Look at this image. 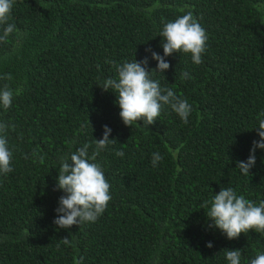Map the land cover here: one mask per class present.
<instances>
[{
	"label": "trees",
	"instance_id": "obj_1",
	"mask_svg": "<svg viewBox=\"0 0 264 264\" xmlns=\"http://www.w3.org/2000/svg\"><path fill=\"white\" fill-rule=\"evenodd\" d=\"M187 11L208 36L202 63L173 53L170 68L151 78L192 105L188 123L163 105L154 124L125 125L117 94L99 85L126 60L147 57L148 70L157 69L146 49L163 56L164 23ZM8 23L19 37L0 42V88L21 91L10 108L0 106L13 168L0 173V264H229L225 249L250 264L264 253V233L230 240L209 228L202 208L222 187L264 200V149L251 174L237 167L260 139L264 0H14ZM104 125L116 141L95 162L112 199L95 222L58 228L66 195L57 188L59 157L85 144L91 156ZM156 152L163 159L153 166Z\"/></svg>",
	"mask_w": 264,
	"mask_h": 264
},
{
	"label": "clouds",
	"instance_id": "obj_2",
	"mask_svg": "<svg viewBox=\"0 0 264 264\" xmlns=\"http://www.w3.org/2000/svg\"><path fill=\"white\" fill-rule=\"evenodd\" d=\"M14 0H0V25L3 26V34L0 42H6L10 34L19 32L16 25L8 23L9 15L13 8ZM181 11H184L181 9ZM163 37L162 47L164 55L161 56L151 48L146 49L151 53L152 59L158 62L157 69L148 70V58L143 61H124L116 64L117 77H109L99 85L104 91H114L117 94L116 103L119 105L120 117L125 125L132 126L133 122L141 119L144 126L154 124L161 113L163 105H168L179 115L185 124L192 112V105L182 97L177 96L170 88H162L158 80L151 78L152 74L164 73L170 68L166 57L173 53H191L195 64L202 63V53L206 50L208 36L206 30L194 17L193 12L187 11L175 21L166 22L160 34ZM109 63H112L109 61ZM183 78H189L185 72ZM4 79H11L8 74ZM20 89L13 90L8 84L0 88V106L7 110L11 107L14 95L20 94ZM7 123H0V173L8 174L13 171L11 167L12 152L6 138ZM14 129L15 125H11ZM84 126L82 125V128ZM260 137L253 141V148L246 161H238L240 171L249 175L255 166L257 148L264 149V112L258 114V127L255 128ZM112 129L104 125L102 139H95V151L89 155V144H85L76 152L59 157L60 167L57 178V188L63 190L66 195L59 198V206L56 208L57 216L54 224L61 229H70L71 226L85 222H95L106 210L110 195V184L106 180L102 167L96 163V158L102 150L115 143L116 139H110ZM117 156H123V151H117ZM40 164H44L43 155H37ZM27 155L25 159H27ZM163 157L159 152L152 154V164L156 166ZM209 204L211 205L209 207ZM202 208L207 209L206 215L211 221L209 228H218L228 239H236L241 233L255 230L264 233V200L258 204L245 199L243 195H237L231 187H222L219 193H215L211 201H205ZM64 245H69L68 237L61 239ZM59 248V244L57 245ZM207 247L212 248L213 243L208 242ZM226 259L229 264H241L242 251L225 249ZM83 258L76 261L82 264ZM250 264H264V253H258L251 259Z\"/></svg>",
	"mask_w": 264,
	"mask_h": 264
}]
</instances>
